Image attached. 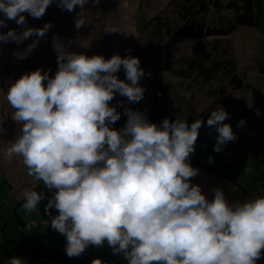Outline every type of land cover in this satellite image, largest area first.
<instances>
[{"label":"clouds","instance_id":"obj_1","mask_svg":"<svg viewBox=\"0 0 264 264\" xmlns=\"http://www.w3.org/2000/svg\"><path fill=\"white\" fill-rule=\"evenodd\" d=\"M52 3L0 0L4 17L0 29L9 20L24 26L25 13L39 19ZM87 3L57 0L68 12L80 7L76 29L89 23ZM51 26L0 31V41L19 44L35 36L24 52L17 53L23 59ZM104 31L118 29L106 24ZM72 44L54 37L58 64L54 77L36 69L9 87L6 101L22 128L4 152L8 160L22 157L29 176L58 190L45 212L51 216V227L66 237L67 256L78 257L89 245L100 247L106 241L129 264H257L264 251V198L230 204L217 188L210 201L191 182L200 171L191 165L190 156L204 121L196 119L189 126L187 120L164 118L157 124L144 112L125 107V126L113 128L121 118L118 105H110L114 96L126 97L129 104L144 97L141 61L131 55L106 59L68 51ZM121 69L126 74L123 80L117 75ZM229 118L219 107L206 121L218 133L216 152L238 139L231 124L225 123ZM245 123L241 119L237 126ZM24 197L21 207L31 214L45 195L30 190ZM53 208L58 215H51ZM8 264L24 261L12 257ZM93 264L102 262L96 259Z\"/></svg>","mask_w":264,"mask_h":264},{"label":"rangeland","instance_id":"obj_2","mask_svg":"<svg viewBox=\"0 0 264 264\" xmlns=\"http://www.w3.org/2000/svg\"><path fill=\"white\" fill-rule=\"evenodd\" d=\"M170 0H88L84 7L89 23L80 29L75 28V19L80 13L79 6L72 12L62 10L57 0L48 7L43 17L35 19L25 13L26 24L18 26L14 20L7 21L10 29L23 31L25 28H42L50 23L47 34L40 38L38 45L25 58L18 59L17 53L24 52L36 37H30L22 43L0 41V243L6 239L31 241L49 247H66V237L48 226L40 211L25 214L20 201L25 192L42 181H36L28 175V169L22 157L13 156L8 160L4 152L20 135L22 124L12 118L15 111L7 104L6 94L16 80L36 69L48 72L54 77L57 70V54L52 47L54 37L66 45L73 44L68 51L88 56L102 55L106 59L115 54L121 57L129 49L138 51L143 44L153 42L159 49L155 56L156 65L140 66L145 76L139 84L145 88L144 97L138 103L129 104L126 97L118 93L110 105H118L117 110L124 115V108L144 112L148 119L164 118L171 121L180 118L187 120L189 126L196 119H202L195 145V152L190 156V163L199 168V174L191 178L194 185H199L202 192L211 201L215 189H221L230 204H238L264 198V117L255 108L251 87L235 89L230 77L206 81L197 77V67L202 61L222 59L232 61L237 72L245 76L251 86L259 87L264 93V6L263 0H255L256 25L242 26L229 36L209 39L203 47L199 42L189 40L173 47H163L158 43L155 27L147 21L160 13ZM0 13V19H3ZM111 24L118 32L106 33L104 27ZM132 50V54H133ZM134 57H137L134 55ZM186 60V61H184ZM193 66L194 78L180 77L178 70ZM120 79L126 74L121 69L117 73ZM225 89V94L220 89ZM121 102L123 104L121 105ZM222 107L230 118V123L238 139L228 142L219 152L214 151L218 133L206 125L208 117L215 109ZM127 121V116L121 119ZM246 121L243 127L238 122ZM209 157L213 162L209 163ZM251 169V171H248ZM51 197L56 189H48ZM16 208L29 226L23 228L18 221ZM54 215H58L55 211ZM39 224V225H38ZM34 225V227L32 226ZM100 259L102 264H129L123 253H114L105 241L103 246L89 245L84 253L73 257L71 264H93ZM24 264H28L27 261ZM35 264H55L53 260L39 261ZM260 264H264V259Z\"/></svg>","mask_w":264,"mask_h":264},{"label":"trees","instance_id":"obj_3","mask_svg":"<svg viewBox=\"0 0 264 264\" xmlns=\"http://www.w3.org/2000/svg\"><path fill=\"white\" fill-rule=\"evenodd\" d=\"M147 25L155 27V33L158 36L157 41L163 47H173L189 40L197 41L205 47V42L209 39L229 36L242 26H255V0H170L160 13L147 21L145 26L147 27ZM262 32L264 37V27ZM132 50L128 49L122 57L135 55L140 59L141 65L152 67L156 65L155 56L159 54V49L153 42L143 44L138 51L133 50V54ZM261 70L264 72L263 64ZM196 72L197 77L200 74L202 79L206 81L229 76L231 85L235 89L251 87L254 106L264 117L263 91L255 85L251 86L247 78L237 72L232 61L216 58L210 61H202ZM177 73L180 77H185L188 80L194 78L192 65L178 70ZM220 93L224 95L225 89H220ZM149 121L160 123L156 118L149 119ZM125 124L126 121L123 118L121 122H116L111 126L115 129H122ZM31 190L44 193L45 198L38 205V211L43 215L47 225L51 227V216L45 212V207L51 199L48 188L42 183H38ZM24 199L25 197L20 202L23 203ZM55 211L56 209L53 208L52 216H54ZM16 213L19 224L23 228H27L29 221L17 208ZM32 226L34 227V225ZM12 257H20L28 264L47 260H53L55 264H71L72 262V258L67 256L65 248L49 247L31 241L6 239L0 243V264H8ZM263 259L264 251H262L257 264H260Z\"/></svg>","mask_w":264,"mask_h":264},{"label":"flooded vegetation","instance_id":"obj_4","mask_svg":"<svg viewBox=\"0 0 264 264\" xmlns=\"http://www.w3.org/2000/svg\"><path fill=\"white\" fill-rule=\"evenodd\" d=\"M24 198V197H23Z\"/></svg>","mask_w":264,"mask_h":264}]
</instances>
